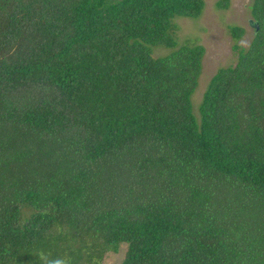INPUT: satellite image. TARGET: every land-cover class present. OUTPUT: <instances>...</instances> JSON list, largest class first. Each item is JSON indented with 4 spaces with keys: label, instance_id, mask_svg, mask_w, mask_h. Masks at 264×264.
Here are the masks:
<instances>
[{
    "label": "trees",
    "instance_id": "obj_1",
    "mask_svg": "<svg viewBox=\"0 0 264 264\" xmlns=\"http://www.w3.org/2000/svg\"><path fill=\"white\" fill-rule=\"evenodd\" d=\"M204 10L0 0V264H264V0L195 111Z\"/></svg>",
    "mask_w": 264,
    "mask_h": 264
},
{
    "label": "rangeland",
    "instance_id": "obj_2",
    "mask_svg": "<svg viewBox=\"0 0 264 264\" xmlns=\"http://www.w3.org/2000/svg\"><path fill=\"white\" fill-rule=\"evenodd\" d=\"M218 0H205V10L198 20L174 19L176 39L179 45L189 42L205 48L202 62V73L198 87L192 97L194 110H197L202 95L212 76L219 68L234 66L236 53L232 50L233 42L228 34V26L236 25L244 28L245 35L239 42L242 48H247L254 35V25L250 6L252 0H229L226 10H218L215 3ZM169 50L158 48L153 57L169 54ZM124 247L118 254L107 255L103 264H120L124 255Z\"/></svg>",
    "mask_w": 264,
    "mask_h": 264
},
{
    "label": "water",
    "instance_id": "obj_3",
    "mask_svg": "<svg viewBox=\"0 0 264 264\" xmlns=\"http://www.w3.org/2000/svg\"><path fill=\"white\" fill-rule=\"evenodd\" d=\"M254 27L257 29V25H254Z\"/></svg>",
    "mask_w": 264,
    "mask_h": 264
}]
</instances>
